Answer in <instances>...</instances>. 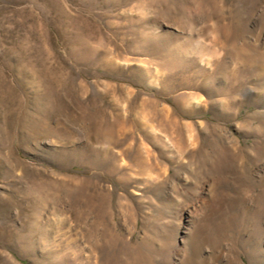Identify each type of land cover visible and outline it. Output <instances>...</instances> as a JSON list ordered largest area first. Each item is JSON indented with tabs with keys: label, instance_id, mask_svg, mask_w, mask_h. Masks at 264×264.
Wrapping results in <instances>:
<instances>
[{
	"label": "rangeland",
	"instance_id": "rangeland-1",
	"mask_svg": "<svg viewBox=\"0 0 264 264\" xmlns=\"http://www.w3.org/2000/svg\"><path fill=\"white\" fill-rule=\"evenodd\" d=\"M0 264H264V0H0Z\"/></svg>",
	"mask_w": 264,
	"mask_h": 264
}]
</instances>
